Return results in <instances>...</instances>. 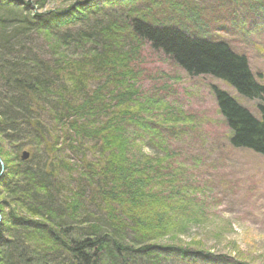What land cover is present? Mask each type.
I'll return each mask as SVG.
<instances>
[{
  "label": "trees",
  "instance_id": "16d2710c",
  "mask_svg": "<svg viewBox=\"0 0 264 264\" xmlns=\"http://www.w3.org/2000/svg\"><path fill=\"white\" fill-rule=\"evenodd\" d=\"M98 1L96 11L100 4L119 6L124 18L117 21L113 16L105 27L93 28L92 37L78 39L82 34L70 28L90 13L86 8L89 2H73L78 11L75 14L67 8V15L52 11L34 13L32 20L19 18L22 32L16 36L24 37L29 31L41 36L49 44L53 65L34 55L12 56L8 34H0V80L7 91H12L0 96V142L14 152L12 163L6 164L7 173L0 178V264H101L106 255L116 260L108 254L110 248L126 257H137L138 262L142 261L138 257L144 256V264H159L156 242L164 235L177 236L187 226L189 216L184 212L191 199L185 200L174 178L164 173L169 154L162 151V158H153L139 149L138 144L144 146L152 135L151 126L149 122H133L129 111L137 88L133 84L126 87L123 80L131 55H139L144 45L160 52L191 78L212 77L243 98L259 100L255 117L227 92L212 87L219 114L229 130L230 146L264 157V84L256 81L247 57L234 52L227 43L190 35L184 22L203 25L201 13L178 12L181 6L176 0H143L148 4L144 9L138 0ZM18 2L17 7L24 10H42L47 0ZM228 3L219 4L217 13L232 14L239 9L241 16L236 23L230 20V25L245 29L249 24V29L256 30L258 27L250 24L253 16L264 23V0ZM14 6L0 0V11L10 13ZM161 6L164 9L157 14L155 10ZM83 39L94 46L92 58L79 63L64 57L61 66L54 56L56 50L64 47L63 53H67ZM20 44L25 45L23 41ZM84 65L108 76L114 74L111 70L116 71V77L123 79L117 82L120 92L109 97L108 82L113 84V79L107 82L102 75L105 84L87 94L86 85L73 78L76 73L82 77ZM76 81L83 93L73 102L72 92L80 91ZM41 98L48 100L46 104ZM52 102L57 104L53 128L42 125L34 114L45 111ZM49 133L56 135L50 136L51 141L46 140ZM58 136L63 146L81 155L76 169L59 160L60 150L55 148ZM24 148L30 153L27 161L20 158ZM2 152L0 147L1 160ZM127 235L129 244L122 245ZM163 251H168L166 257L172 255L174 264L216 263L210 262L214 258L206 252L190 253L181 247ZM220 264L234 263L220 260Z\"/></svg>",
  "mask_w": 264,
  "mask_h": 264
},
{
  "label": "rangeland",
  "instance_id": "374dc122",
  "mask_svg": "<svg viewBox=\"0 0 264 264\" xmlns=\"http://www.w3.org/2000/svg\"><path fill=\"white\" fill-rule=\"evenodd\" d=\"M34 1L36 0H21V2ZM76 1L78 0H47L44 9L37 10L36 7H31L30 12L28 9L25 11L30 16L34 13L52 11L60 14ZM139 1L143 9L148 5L143 3V0ZM163 1L160 0V2ZM229 1L176 0L175 2L181 6L177 11L182 14L201 13L203 25L190 21L184 22L190 29V35L227 43L234 52L247 57L250 71L256 81L264 83V31H262L264 23L258 21L262 18L255 19L253 16L250 24L257 26L256 30L249 29L251 27L249 24L245 29L239 24L236 27L230 25V20L236 23V18L241 16L239 9L232 14L217 13L218 5L224 6L223 4L226 3L228 5ZM84 2H89L86 8L91 15L73 23L70 27L72 31L84 34L83 37H92L93 28L105 27L112 21L113 16L117 21L120 17L122 20L124 18L122 7L119 9V6L112 8L100 4L99 10L96 11L94 6H97L98 0H79L78 4L82 5ZM10 3L15 5L13 11L10 13L0 11V34H8L9 54L19 56L23 53L27 54V57L34 55L36 59L49 62L51 65L55 64L51 58L49 44L41 36L33 31H29L24 37L16 36L21 33L18 20L24 14L23 6L17 7V2L14 0ZM165 7L168 11L167 3ZM163 9V6L158 7L156 9L158 11L155 10V12L159 14ZM173 20L181 19L174 17ZM118 23L121 24V22ZM121 27L123 28V25ZM20 41H23L25 45L21 47ZM81 42L77 46H72L67 53H63L66 50L64 47L60 51L56 50L54 56L58 58L61 66H64L62 60L64 57L79 63L92 58L91 55L94 52L91 49L94 46L88 45L86 39ZM125 50L126 48L124 52H127ZM29 51L32 53L28 54ZM131 57L127 64L128 74L124 80L119 79V75L116 77V71L111 70L114 74L108 76L104 74V71L95 72L90 65H84L86 68L82 71L81 78L80 73L73 75L74 71L70 72L73 78L86 85L87 94L105 84V78L102 75L106 76L107 82L108 78L113 79V84L108 82L109 97L120 92V86L117 84L119 81L126 82V87L135 85L137 93L129 110L133 122H151L159 129L158 139L152 135V141H145L144 146L138 144V147L144 154L153 158H162V151L169 154L167 161L164 162V173L169 175L171 180L172 177L174 178V184L181 188L184 199L192 201L188 200L189 204H187L189 214L186 213L187 211L184 212V215L189 216L185 229L180 230L181 233L177 236L164 235L156 242L155 247L159 249L157 254L161 256L158 258L159 264H174L173 260H170L172 255L168 254L169 257H166L168 251H163L170 247H181L190 253L206 252L214 258L210 262H216L215 264H220V260L234 264H264V157L230 146L229 130L219 114L212 87L227 92L241 107L248 109L254 116L258 114L257 105L260 101L237 95L233 88L218 79L208 76L191 78L160 52L151 51L147 45L142 46L139 55L135 52ZM69 79H66L67 83L72 84ZM78 81L75 85L80 91L72 92L75 97L68 95L73 102H78L83 93L82 85H78ZM57 84L55 82L56 86ZM6 93L11 95L12 91H7L4 88V82L0 80V96H6ZM56 108L57 104L54 105L52 102L48 104L45 111L39 110L34 113L35 117L42 125L49 124L53 128L56 121ZM130 130L133 129L130 128ZM50 136L56 135L49 133V136H46L47 141H51ZM0 147L3 150L2 160L0 159V178H2L7 173L6 164L12 163L14 152L13 148L4 142H0ZM55 148L60 150L59 160L63 159L75 169L80 165L81 155L63 146L59 136ZM28 151V148L20 151V158L23 152L28 153V158L21 159L22 161L29 159ZM104 222L103 220L102 223ZM125 232L123 231L124 234ZM125 237L127 238L120 242L122 245L129 244V236ZM110 238L120 241L115 236ZM108 254L115 256L116 260L106 255L101 264H126L125 253H118L110 248ZM143 257L141 255L138 257L142 258L143 262L130 261L128 264H144L145 257L144 259ZM176 260L181 263L178 258ZM181 261L184 262L182 259Z\"/></svg>",
  "mask_w": 264,
  "mask_h": 264
},
{
  "label": "bare ground",
  "instance_id": "6f19581e",
  "mask_svg": "<svg viewBox=\"0 0 264 264\" xmlns=\"http://www.w3.org/2000/svg\"><path fill=\"white\" fill-rule=\"evenodd\" d=\"M6 1V3H10L11 2V0H5ZM15 2H18V3H21V0H14ZM23 3V2H22ZM11 4V3H10ZM75 5L72 3V5H70V7H67L69 10H71V12H74V14H75V12H78V11H76L77 9L74 7ZM66 8V9H67ZM22 11L24 12V14H22L21 16L24 18V20L25 21H27V20H29V19H31L32 18V16H30V14L28 13V12H26L24 9H22ZM29 12H30V10H29ZM68 12L69 11H64V12H62L63 14H65L66 13V15L68 14ZM61 13V14H62ZM88 15H91V13H89V14H87V16ZM93 16H95L94 14H93ZM92 17V16H91ZM95 17H98V16H95ZM35 18V17H34ZM65 19H68V18H66V16L64 17ZM94 18V17H93ZM32 20V19H31ZM30 23L31 24H33V22L32 21H30ZM22 32V31H21ZM84 35L82 34V35H80V37H79V35H77V37H78V39L80 38H82ZM89 38H91V37H89ZM52 84V83H51ZM41 100V103H44V104H46V102L48 101L47 99H43V98H41L40 99ZM149 125L151 126V129H150V133L156 138V139H158V132H159V129L157 128V127H155V126H153V124L151 123V122H149ZM152 135H150L148 138H147V141L149 142V141H152ZM138 262L136 259H134V258H132V257H126V264H128L129 262Z\"/></svg>",
  "mask_w": 264,
  "mask_h": 264
},
{
  "label": "water",
  "instance_id": "95a60500",
  "mask_svg": "<svg viewBox=\"0 0 264 264\" xmlns=\"http://www.w3.org/2000/svg\"><path fill=\"white\" fill-rule=\"evenodd\" d=\"M27 158H28V153L23 152V153H22V156H21V159H22V160H26Z\"/></svg>",
  "mask_w": 264,
  "mask_h": 264
}]
</instances>
